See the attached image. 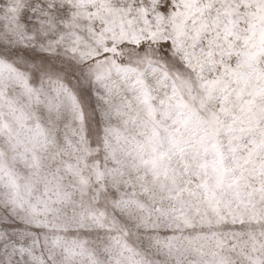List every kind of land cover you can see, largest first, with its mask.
Segmentation results:
<instances>
[{
  "label": "snow or ice",
  "instance_id": "obj_1",
  "mask_svg": "<svg viewBox=\"0 0 264 264\" xmlns=\"http://www.w3.org/2000/svg\"><path fill=\"white\" fill-rule=\"evenodd\" d=\"M0 264H264V0H0Z\"/></svg>",
  "mask_w": 264,
  "mask_h": 264
}]
</instances>
